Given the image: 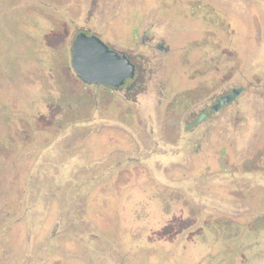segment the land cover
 <instances>
[{
  "label": "rangeland",
  "instance_id": "obj_1",
  "mask_svg": "<svg viewBox=\"0 0 264 264\" xmlns=\"http://www.w3.org/2000/svg\"><path fill=\"white\" fill-rule=\"evenodd\" d=\"M84 1L0 0V264H264V225L249 223L264 214V174L232 168L264 158V91L175 133L189 82L159 86L191 61H150L136 102L77 87L59 36ZM119 1L122 28L148 27L138 0L100 7ZM200 1L247 28L239 64L264 88V0Z\"/></svg>",
  "mask_w": 264,
  "mask_h": 264
},
{
  "label": "flooded vegetation",
  "instance_id": "obj_2",
  "mask_svg": "<svg viewBox=\"0 0 264 264\" xmlns=\"http://www.w3.org/2000/svg\"><path fill=\"white\" fill-rule=\"evenodd\" d=\"M122 2H117L111 11L100 7L101 0H85L82 6L72 5V8L79 9V11L69 14V21L64 23L69 26V29L65 28L59 38L62 37V40L69 41L68 63L71 69L70 74L77 87L84 90L94 87L101 88L109 93L131 98L136 102L137 95L145 90V85L151 80L152 71L147 67L150 61L157 58L164 63L185 59L191 61L192 65L188 69L178 70L170 77L166 76L167 83L159 86V89L164 92L166 85L176 88L174 85H179L183 79L179 73L186 76L189 82L183 91L190 93L193 97L186 96L184 92L180 94L179 89L175 91V94L182 97L183 110L187 114L185 119L169 117L174 125L173 132L175 133L179 130L189 133L200 122L214 119L222 107L236 106L244 94L263 93L264 88L259 87L257 83L256 85L249 83L243 74L242 65L239 64L246 57L244 45L247 28L243 29L237 24L234 17L230 16L228 23L221 22L219 14L214 12L216 8L201 7L200 0L185 1L189 3L187 7L185 6L186 8L181 7L179 0H138L139 4L134 10L141 14V21H149L148 27H143V24H134L124 29L121 25H124L127 8H120ZM96 18H98L97 21ZM160 23H167L170 31L163 35L154 31V26ZM252 24L251 34L260 42L261 33L257 29V24ZM184 31L192 33L187 42L181 40L182 35L185 34ZM80 33L88 37H97L118 55L126 57L134 67L133 76L126 78L118 87L83 81L74 72L70 63L71 46ZM239 120L238 117L235 122ZM235 124L237 123H233ZM240 165L243 167L232 165L233 170L264 174L263 154L257 153L254 159H249ZM230 172L235 175L231 169ZM239 201L243 206L250 200L242 198ZM97 207L99 208L95 211L97 214L95 217L99 218L102 216L103 209L101 205ZM167 209H169L168 205L165 206L166 212ZM187 221L190 219L188 218ZM249 223L252 227L253 225L258 228L263 227L264 214L258 212L253 214ZM3 233H8V231ZM8 234L12 236L11 233Z\"/></svg>",
  "mask_w": 264,
  "mask_h": 264
},
{
  "label": "water",
  "instance_id": "obj_3",
  "mask_svg": "<svg viewBox=\"0 0 264 264\" xmlns=\"http://www.w3.org/2000/svg\"><path fill=\"white\" fill-rule=\"evenodd\" d=\"M70 63L83 81L113 87L122 85L134 71L126 57L118 55L97 37L83 33L78 34L72 43Z\"/></svg>",
  "mask_w": 264,
  "mask_h": 264
}]
</instances>
